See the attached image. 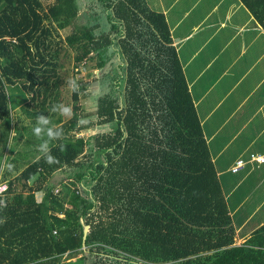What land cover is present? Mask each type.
<instances>
[{"label": "trees", "instance_id": "trees-1", "mask_svg": "<svg viewBox=\"0 0 264 264\" xmlns=\"http://www.w3.org/2000/svg\"><path fill=\"white\" fill-rule=\"evenodd\" d=\"M238 1L264 28V0ZM71 58L95 59L97 72L76 79L57 124ZM23 102L21 141L12 111ZM41 114L63 132L49 141L52 164L32 131ZM6 161L18 171L0 203V264H264V223L235 242L169 24L147 0H0V170Z\"/></svg>", "mask_w": 264, "mask_h": 264}, {"label": "crops", "instance_id": "crops-1", "mask_svg": "<svg viewBox=\"0 0 264 264\" xmlns=\"http://www.w3.org/2000/svg\"><path fill=\"white\" fill-rule=\"evenodd\" d=\"M147 1L169 24L227 202L242 185L260 191L244 216L229 208L241 243L264 223V28L238 0ZM238 160L242 166L233 172Z\"/></svg>", "mask_w": 264, "mask_h": 264}, {"label": "rangeland", "instance_id": "rangeland-1", "mask_svg": "<svg viewBox=\"0 0 264 264\" xmlns=\"http://www.w3.org/2000/svg\"><path fill=\"white\" fill-rule=\"evenodd\" d=\"M82 10H84V8H82ZM80 12L82 13L81 10H80ZM83 19H84L83 17H80L77 19L76 22H81V21H83ZM69 31H70V28H66V29L58 30V33L61 34L62 37H64L66 34L69 33ZM95 62H96L95 59L88 60L87 62H85V63L82 62L76 66V65H74L72 58L70 60L66 61L65 67L68 69V72L66 74H64L63 85H62V92L63 93L61 95V98H59V104L67 106L71 109V107H72V100L70 98L71 87H69L68 82L70 80L76 81V79H78L79 77H82L85 80L92 79L94 76L89 74V72L90 71L97 72V68H96V66H94ZM98 89H99L98 84L89 85L87 87L86 91H84L86 93H82L80 95L79 104L81 105V107L84 109L85 112H91L95 109ZM87 92H89V94H87ZM29 112H32V108L28 107L26 105V103H24V102L12 111V124H13L14 128H18L21 131V133L23 134L22 137L20 138L21 141H23V137H27V135H28V133L24 130V128L30 127L32 125V117L30 115H28ZM71 114H72V111H70V114L62 115V121L57 123V124H61L62 122L67 121L68 118L71 116ZM100 129H101L100 126L90 128V129L81 131L79 133H76L75 137L77 140L82 138L83 142H85V140L88 136L95 135L98 131H100ZM12 134H14V133H12ZM219 141H220V139H219ZM82 156H83V154H82ZM258 159L263 160L262 156L258 157ZM25 162L26 161H23L20 164L19 169H21L25 165L24 164ZM18 163H20V161ZM9 165H11L13 167L14 166L13 161H6L5 163H3V166L0 170V184H6L7 186H8L7 180L9 178L13 177V175L15 173H17V171H18V168L16 167L17 169L9 172L8 171V169H10L8 167ZM241 166H242V160H238L235 163V165L232 167L231 170L233 172H236L239 168H241ZM216 167H217V169L221 170L222 165H220L217 161ZM6 169H7V172H6ZM58 175L59 174L54 175L52 180L55 181V179L58 177ZM234 177H236V179L238 181L241 180V175H234ZM218 178L219 179L223 178L222 174ZM20 188H21V185L19 184L18 189L20 190ZM236 190H238L237 191V197L236 198L229 197L228 205H229L230 210L233 209L232 212L238 211L240 214V217H242V216H244L245 212H250L252 210V207L255 206L254 204H252L251 198L255 199V198L260 197V195L256 194V192L260 193V191H257V190H253V192L249 191L248 189L243 187V185L240 186L239 188H237ZM239 193L244 195V199L242 201L238 200ZM37 195H40V193H37ZM3 200H4V198H3ZM235 205H236V209H234ZM262 211H264V205L261 207V209L259 211V217H261ZM256 216H257V211H256V215H255L254 219H256ZM233 218L236 219V221H237L238 213H235ZM88 226H89V224H88ZM237 240H238V238H237ZM237 240H235V242H237ZM80 254L81 253H77L76 256H74V257L71 256L70 259H74L77 256H80ZM78 264H85V263L78 261Z\"/></svg>", "mask_w": 264, "mask_h": 264}, {"label": "clouds", "instance_id": "clouds-1", "mask_svg": "<svg viewBox=\"0 0 264 264\" xmlns=\"http://www.w3.org/2000/svg\"><path fill=\"white\" fill-rule=\"evenodd\" d=\"M69 87L76 90L78 87L74 80L68 82ZM52 112H57L61 115L70 114L71 109L62 104L53 105L50 109ZM51 121L49 118L43 114L39 115L36 119V125L33 127L32 131L34 136L42 141L38 146L37 150L43 154L45 161L49 164L55 163L56 158L50 154L49 141L53 139H58L63 135V132L59 128L50 126ZM61 150H63V145H60ZM9 168L12 166L9 165Z\"/></svg>", "mask_w": 264, "mask_h": 264}, {"label": "built area", "instance_id": "built-area-1", "mask_svg": "<svg viewBox=\"0 0 264 264\" xmlns=\"http://www.w3.org/2000/svg\"><path fill=\"white\" fill-rule=\"evenodd\" d=\"M7 185L6 184H0V203L3 202L4 194L7 190Z\"/></svg>", "mask_w": 264, "mask_h": 264}, {"label": "water", "instance_id": "water-1", "mask_svg": "<svg viewBox=\"0 0 264 264\" xmlns=\"http://www.w3.org/2000/svg\"><path fill=\"white\" fill-rule=\"evenodd\" d=\"M87 230H88V224H86L84 226V229H83V240H82V246L85 248V236H86V233H87Z\"/></svg>", "mask_w": 264, "mask_h": 264}]
</instances>
